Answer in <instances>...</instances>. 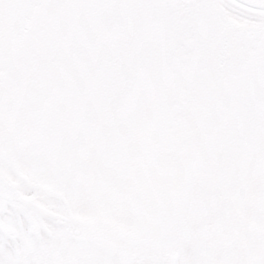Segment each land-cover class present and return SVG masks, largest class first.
Listing matches in <instances>:
<instances>
[{"label":"snow or ice","instance_id":"1","mask_svg":"<svg viewBox=\"0 0 264 264\" xmlns=\"http://www.w3.org/2000/svg\"><path fill=\"white\" fill-rule=\"evenodd\" d=\"M0 264H264V0H0Z\"/></svg>","mask_w":264,"mask_h":264}]
</instances>
